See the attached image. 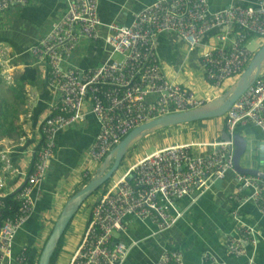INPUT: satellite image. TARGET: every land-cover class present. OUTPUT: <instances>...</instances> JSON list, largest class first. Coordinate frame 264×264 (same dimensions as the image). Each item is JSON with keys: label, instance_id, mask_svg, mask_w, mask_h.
<instances>
[{"label": "built area", "instance_id": "2783aa9c", "mask_svg": "<svg viewBox=\"0 0 264 264\" xmlns=\"http://www.w3.org/2000/svg\"><path fill=\"white\" fill-rule=\"evenodd\" d=\"M67 10L52 22L50 30L37 40L30 52L37 63L48 66L47 85L59 94L51 103L50 114L40 125L42 142L36 150L32 169L24 172L9 153L0 150V189L5 179H19L14 199L18 208L4 215L6 196L0 193V264H27L28 248L15 253L19 229L34 209L33 192L46 177L56 154L57 132L86 120L87 102L100 129L89 149L95 162L106 155L134 128L160 116L188 111L206 101L191 88L170 79L156 52L160 32H175L191 47L202 46V66L214 87L240 75L253 52L251 37L264 39V0L239 3L212 11L209 0H156L140 10L131 24L104 22L99 13L100 0H66ZM28 0H0V11ZM104 40L108 58L94 68H81L72 58L84 39ZM216 42H200L215 28ZM5 55V51L2 52ZM10 76H8V79ZM228 140L183 143L159 148L133 164L123 176L102 193L92 210L81 242L69 264H126L137 241L115 240V231L126 229L125 218L134 216L151 221L158 232L170 231L183 217L178 201L186 196L197 199L235 173L236 186L229 195L231 214L237 231L225 234L229 256L245 255V244L258 243V231L241 217V209L256 204L264 213V179L236 171L235 139L239 124L253 123L262 131L264 141V70L226 113ZM210 146L205 154H194L192 146ZM86 178H90L88 172ZM157 264H185L178 248H164ZM200 264H227L207 253Z\"/></svg>", "mask_w": 264, "mask_h": 264}, {"label": "crops", "instance_id": "0c3cea01", "mask_svg": "<svg viewBox=\"0 0 264 264\" xmlns=\"http://www.w3.org/2000/svg\"><path fill=\"white\" fill-rule=\"evenodd\" d=\"M155 1L100 0L99 13L106 23L131 24L140 10ZM239 3L251 4L252 0H209L212 11ZM66 10V0H28L24 5H15L0 11V115L7 110L3 124L13 123L16 119L17 125V131H14L11 125L0 129V150L7 151L13 162L24 172L32 169L34 154L42 142L40 125L50 114L51 103L56 102L60 97L47 85V64L37 63L30 52V47L50 30L52 22L58 20ZM213 31L214 29L203 35L200 42L214 43L210 41V37L215 36L211 34ZM100 32L101 38L81 41L71 60L73 64L87 69L97 67L107 60L109 47L104 40L106 27L101 26ZM207 35L209 38L206 37ZM4 51L5 55L2 54ZM156 52L167 76L191 88L206 102L225 93L224 89V93L219 94L215 90L216 87L206 79L202 66L201 45L191 47L175 32H160L156 38ZM27 68L35 69L37 78L33 82L20 83L21 76ZM87 103V117L84 122L57 132L56 154L50 170L34 189L33 212L16 235L15 253H20L22 248L27 247L29 256L36 257L35 264L65 204L84 185V180L87 179L85 173L88 172L89 177L94 175L106 158L95 162L89 157V149L99 132L100 125L91 111V103ZM226 117L227 114L210 118L212 120L208 121V126L204 125L200 130H196L200 137L193 135L189 129L171 128L170 142L166 141L165 145L155 150L175 144L220 141L223 132L227 131ZM236 131L251 143L247 151V163L242 164L264 170L262 168L264 153L262 152L261 155L262 148L256 145L257 141H263L261 129L253 123H245L239 124ZM203 133L209 137L204 138ZM191 150L194 154H205L211 151L212 147L195 145ZM152 152L141 155L135 162L129 164L128 169ZM127 161H130V158ZM128 169L119 173L115 180L123 176ZM2 174L0 167V178ZM20 182L19 179L6 178L5 187L0 189V193L6 198L10 195L14 198ZM235 186V173L229 171L221 185L215 184L202 195H198L197 199L186 196L179 200L178 207L184 215L177 223L174 237L171 236L173 229L158 232L157 226L151 221H142L134 216L126 217L124 220L126 229L119 231L120 236L114 235L115 240L138 242V245L130 251L126 264H157L162 250L167 247L180 249L185 264H200L207 253L214 254L227 264H264V213L254 203L242 207L241 217L244 222L257 229L258 243L245 244L246 253L241 257H232L226 252L225 234L236 232L238 227L231 214L233 207L229 200V195ZM95 199L84 209L80 222L82 227L78 230L77 236L72 234L68 236V230L63 249L64 251L65 247L70 248L67 264L79 246L84 230L92 217L91 204Z\"/></svg>", "mask_w": 264, "mask_h": 264}, {"label": "water", "instance_id": "95a60500", "mask_svg": "<svg viewBox=\"0 0 264 264\" xmlns=\"http://www.w3.org/2000/svg\"><path fill=\"white\" fill-rule=\"evenodd\" d=\"M222 30H226V26L214 29L216 34ZM211 32V31H210ZM209 38V35L206 36ZM203 43V42H202ZM264 70V44L255 53L250 60L248 66L243 70L237 78L235 84L227 90L223 95L207 101L202 106L183 112H174L155 118L151 121L145 122L132 131H130L106 156L104 162L101 164L98 172L90 177L88 182L84 184L76 193H74L65 204L62 213L60 214L55 226L45 243L41 252L40 259L37 264H50L51 257L63 235L66 227L71 219L75 216L81 208L85 200L95 192L108 179L112 178L114 173L120 167L122 160L127 151L136 144L146 134L160 129L162 127H169L179 123H187L191 121H198L210 117L223 116L226 114L233 104L240 98V96L251 86L256 78ZM229 134L227 131L223 132L222 140H228ZM235 139V168L236 171L245 174H252L264 179V170L260 168L245 166L242 164V158L250 148V141L242 134L236 133ZM256 145L264 153V141H257ZM111 164V166H110ZM110 166V167H109ZM223 180H217L216 185H221ZM37 255V254H36ZM36 257L29 256V264H35Z\"/></svg>", "mask_w": 264, "mask_h": 264}, {"label": "rangeland", "instance_id": "374dc122", "mask_svg": "<svg viewBox=\"0 0 264 264\" xmlns=\"http://www.w3.org/2000/svg\"><path fill=\"white\" fill-rule=\"evenodd\" d=\"M263 38H251L250 42L248 44V47L250 48V50L253 52V55L251 57V59L253 58V56L255 55V53L262 47L263 45ZM210 41H214V43L216 42L215 40V36H211L210 37ZM250 59V60H251ZM250 62V61H249ZM249 64V63H248ZM248 66V65H247ZM235 76L232 77L228 80H226L223 84L222 87L220 88H215V90L219 93V94H223L224 89L227 91L229 90L236 82L237 78L239 77ZM225 91V92H226ZM210 118H214V117H210ZM206 119V120H198V121H191V122H187V123H179L173 126H169V127H162L158 130L152 131L148 134H146L144 137H142L138 142L137 145L131 149L132 152V156L130 157V161L124 160V163H122V165H120L119 170L116 172V174L114 175V177L111 178L109 185L111 183H113L115 181V179L118 177L119 173L124 172L126 169H128L129 164L135 162V160H137L141 155H144L145 153H150L152 151H154L156 148H158L159 146L165 145L166 141L170 142V130L171 128H182L184 130H190L191 133L194 135H199L200 134L196 132V130H200L201 126L207 125L208 126V121L212 120V119ZM204 138H207L209 136H207V134L203 133ZM248 157V152H246V154L243 156L242 158V163L246 164V159ZM250 164V163H249ZM264 168V167H262ZM109 187V186H108ZM103 191V187H101L99 189V192ZM98 193H95L94 195L90 196V198L88 199V201L86 203H84L83 207L80 208L78 210V212L75 214L74 220L72 221V223L70 224V229H69V233L68 236L75 235L78 234V230L80 229L81 226V220H82V216L84 215V209L86 208V205L89 204L90 201H92L93 199H95V197L97 196ZM176 226L177 224L171 229V236L174 237V235H176ZM115 237L120 236V232L119 231H115L114 232ZM67 236V237H68ZM80 244V243H79ZM41 249V248H40ZM39 249V251H40ZM69 251L70 248L65 247V250L62 251L60 257H59V261L58 264H67V262L69 261ZM41 255V254H40ZM39 255L37 256L38 259ZM40 259V257H39Z\"/></svg>", "mask_w": 264, "mask_h": 264}, {"label": "trees", "instance_id": "16d2710c", "mask_svg": "<svg viewBox=\"0 0 264 264\" xmlns=\"http://www.w3.org/2000/svg\"><path fill=\"white\" fill-rule=\"evenodd\" d=\"M36 78H37V71H36L35 69H33V68H27L26 71H25V73L21 76V80H22V81H21L20 83H24V82H26V81L33 82V81L36 80ZM6 113H8L7 110H6ZM6 113H5V111H3L2 115H0V116H1V119H0V129H3V128H5V127L11 125V126L14 128V131H17V125H16V122H15L16 119L13 121V123H11V122H6L5 124H3V120H4L3 118H4L5 116H7ZM201 120H204V119H201ZM3 125H4V126H3ZM7 128H8V127H7ZM7 130H8V132H9V129H7ZM6 134H9V133H6ZM136 145H137V143L134 144V145H133V146L127 151V153L125 154V156H124V158H123V160H122V163L124 162V160H126V159H128V158H130V157L132 156L131 149L134 148ZM122 163H121V165H122ZM89 179H90V178L85 179V180H84V184H86V183L88 182ZM110 180H111V178L108 179L103 185H101V186H100L95 192H93V193L90 195V196H92V195H94L95 193H98L97 196H96L95 201L92 202V204H91V209H93V207L95 206L96 202L98 201V199H99L98 196H99L100 194L106 192V190L108 189V186L111 185V184L109 185ZM101 187H103V191L100 193V192H99V189H100ZM90 196L85 200L84 203H86V202L88 201V199L90 198ZM84 203H83V205H84ZM6 204H7V207H8L9 205H12L13 210H9L8 208H5L4 211H3V213H4L5 216H6V215H9V214H10V215L13 214V213H14V210H16V209L18 208V204L16 203V200L13 198V195H10L8 198H6ZM83 205L81 206V208L83 207ZM74 217H75V216H74ZM74 217L71 219V221H70V223L68 224V226L66 227V229H65V231H64V233H63V235L61 236V238H60V240H59V243H58V245H57V247H56V249H55V251H54V253H53L52 257H51L50 264H58L59 257H60V255H61L63 249H64V244H65V240H66V235H67V233H68V230H69L70 224H71L72 221L74 220ZM49 236H50V235H49ZM48 238H49V237H48ZM47 240H48V239H47ZM47 240H46V241H47ZM45 243H46V242H45ZM44 246H45V244H44ZM44 246L42 247L41 252H42ZM41 252H40V254H41ZM40 254H39V257H40ZM39 257H38V259L36 260V264H37L38 261H39Z\"/></svg>", "mask_w": 264, "mask_h": 264}, {"label": "clouds", "instance_id": "9594fccd", "mask_svg": "<svg viewBox=\"0 0 264 264\" xmlns=\"http://www.w3.org/2000/svg\"><path fill=\"white\" fill-rule=\"evenodd\" d=\"M247 65H248V64H247ZM246 67H247V66H246ZM246 67H245V68H246ZM244 70H245V69H244ZM205 103H206V102H205Z\"/></svg>", "mask_w": 264, "mask_h": 264}]
</instances>
